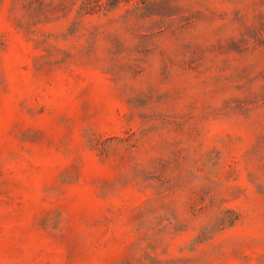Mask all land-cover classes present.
Listing matches in <instances>:
<instances>
[{
	"label": "rangeland",
	"instance_id": "rangeland-1",
	"mask_svg": "<svg viewBox=\"0 0 264 264\" xmlns=\"http://www.w3.org/2000/svg\"><path fill=\"white\" fill-rule=\"evenodd\" d=\"M0 0V264H264V0Z\"/></svg>",
	"mask_w": 264,
	"mask_h": 264
},
{
	"label": "trees",
	"instance_id": "trees-1",
	"mask_svg": "<svg viewBox=\"0 0 264 264\" xmlns=\"http://www.w3.org/2000/svg\"><path fill=\"white\" fill-rule=\"evenodd\" d=\"M118 1H119V0H109V1H108V4H111V5H112V4H114V3L118 2Z\"/></svg>",
	"mask_w": 264,
	"mask_h": 264
}]
</instances>
